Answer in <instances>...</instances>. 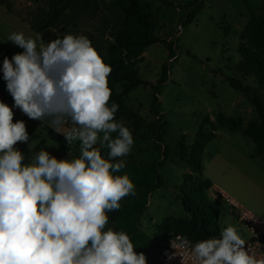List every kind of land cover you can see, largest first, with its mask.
I'll use <instances>...</instances> for the list:
<instances>
[{
	"label": "clouds",
	"instance_id": "1",
	"mask_svg": "<svg viewBox=\"0 0 264 264\" xmlns=\"http://www.w3.org/2000/svg\"><path fill=\"white\" fill-rule=\"evenodd\" d=\"M7 41L24 49L2 65L14 107L29 119H49L70 146L79 141L80 155L57 159L41 149L24 163L15 145L29 141L26 124L14 123L12 108L0 101V264H147L124 230L107 227V213L136 194L130 175L119 174L134 137L116 119L119 105L109 103L111 66L83 34L45 42L13 31ZM245 245L231 225L220 238L172 241L192 264H264Z\"/></svg>",
	"mask_w": 264,
	"mask_h": 264
},
{
	"label": "rangeland",
	"instance_id": "2",
	"mask_svg": "<svg viewBox=\"0 0 264 264\" xmlns=\"http://www.w3.org/2000/svg\"><path fill=\"white\" fill-rule=\"evenodd\" d=\"M245 3L254 16L263 14L264 0L139 1V9L151 13L148 31L161 43L143 51L136 64L138 76L154 86L162 66L168 73L157 95L162 121L159 125L150 113L154 90L144 86L126 96L125 114L116 118L134 137L132 151L124 158L126 167L119 174L130 175L136 194L123 198L120 210L132 215L134 204L145 200L134 244L137 253H143L148 241L158 242L165 231L190 228L191 216L182 205L183 190L203 179L201 173L191 169V160L204 168L206 178L264 220V191H260L264 187L260 175L262 172L264 176V159L255 155L254 143L241 134L248 123L258 122L248 95L264 101L258 73L247 63V59L264 63V48L250 25L251 13ZM168 46L175 55L171 60ZM231 79L247 88L248 95L233 89ZM115 92L121 93L122 87L116 86ZM221 116L239 119L242 126L231 133L219 125L217 119ZM208 132L218 133L217 138L205 143L200 154L194 156L198 136ZM55 133L60 141L28 132L29 141L15 145L25 156L23 162H30L34 138L41 144L34 152L45 149L57 159H65L71 152V159L76 141L70 146L62 133ZM152 185L155 188L146 194L147 186ZM213 202L219 208L214 231L220 235L227 226H234L246 242L249 234L234 218L231 208L221 201ZM112 224L123 229L125 221L117 219Z\"/></svg>",
	"mask_w": 264,
	"mask_h": 264
},
{
	"label": "trees",
	"instance_id": "3",
	"mask_svg": "<svg viewBox=\"0 0 264 264\" xmlns=\"http://www.w3.org/2000/svg\"><path fill=\"white\" fill-rule=\"evenodd\" d=\"M140 0H113L116 7L120 10L123 20L124 28L121 29L115 36L113 42L109 44L105 50L99 53L104 61L111 66L112 72L109 76V86L112 89V96L110 102H115L119 105L116 113V118L122 117L125 113V98L126 96L136 88L140 86L153 88V100L150 107V113L155 118L156 123L159 125L161 121V115H158L159 101L157 98L159 87L166 82L168 69L164 65L161 68V76L157 83H148L141 80L138 76V69L136 64L141 59L143 51L152 45L161 43L160 39L152 32H149L147 27L151 18V13L148 11L139 9ZM246 4L248 11L251 13V27L256 32L257 39L261 48H264V12L260 16H254L253 10ZM264 10V9H263ZM41 36L45 42H48L57 37L62 38L61 35L56 34L53 31H44ZM169 60L175 58L172 52V47L168 46ZM247 63L258 73L257 83L261 89H264V63L257 59H247ZM122 87L121 93H116V86ZM230 85L236 91H240L248 95V89L242 87L234 80H230ZM250 101L255 108L257 114V123H248L243 130V136L252 141L255 145V155L264 159V101L262 98L253 96L250 97ZM218 123L222 127H226L231 131H236L242 126V122L239 119H225L223 116L217 119ZM157 125V126H158ZM157 129L158 133V128ZM46 136L54 141H60L61 138L51 129L43 128ZM215 137L213 132L200 134L198 140L193 146L194 156H198L201 152L202 146L212 140ZM108 149L106 147L101 149L102 155L107 158ZM79 141H76L72 150L71 158L79 157ZM191 169L196 173L203 172V167L197 164L195 160L189 162ZM156 170L153 168V173ZM151 173V180L154 179V174ZM161 185V184H160ZM158 185V187L160 186ZM211 183L207 180H197L190 184L189 188L183 190L182 205L185 211L191 216L190 228L180 229L176 228L174 234H179L182 237H186L188 240L196 243L198 241L208 239L211 237L220 238V235L214 231L216 228L215 221L219 216V208L216 203L213 202L207 195V191ZM146 194L151 189L155 188L147 186ZM157 187V186H156ZM157 187V188H158ZM145 209V200L138 201L134 204L132 209V215L123 213L122 210H114L108 214L109 223L107 227L114 228L115 230H124L135 244V239L138 236L139 220ZM124 216V217H123ZM124 219L125 226L123 229L115 227L112 222L117 219ZM171 233V232H170ZM165 231L158 238V242H150L144 244L143 254L146 257L147 264H157V257L164 246L165 237L170 234Z\"/></svg>",
	"mask_w": 264,
	"mask_h": 264
},
{
	"label": "crops",
	"instance_id": "4",
	"mask_svg": "<svg viewBox=\"0 0 264 264\" xmlns=\"http://www.w3.org/2000/svg\"><path fill=\"white\" fill-rule=\"evenodd\" d=\"M0 27L3 28V31H0V55L11 59L13 55L24 51L11 41H7L8 35L13 31L23 32L33 38L37 35L41 36L47 30L62 37L66 34H83L101 53L124 28V20L113 0H0ZM0 101L12 108L13 122L24 121L31 135L46 136L43 130L45 127L54 131L49 119L44 121L29 119L20 109L14 107V99L7 91L6 81L1 75ZM229 132L236 131L229 130ZM214 134L212 140L218 136V133ZM34 139V143L30 145L32 153L41 145L36 138ZM204 171L203 168V180L209 181L211 185H217L213 180L206 178ZM260 175L264 179L262 172ZM260 191H264V187Z\"/></svg>",
	"mask_w": 264,
	"mask_h": 264
},
{
	"label": "built area",
	"instance_id": "5",
	"mask_svg": "<svg viewBox=\"0 0 264 264\" xmlns=\"http://www.w3.org/2000/svg\"><path fill=\"white\" fill-rule=\"evenodd\" d=\"M3 60L4 57L0 55V75L2 77ZM72 126L71 121H68L65 123L64 129L68 130ZM207 194L213 201H221L231 208L234 218L249 234L245 248L254 253L258 258L264 257V220L246 210L217 185H211ZM177 237L182 236L170 233L165 237L164 246L157 257V264H182V260L183 264H192V260L187 254V249H175L172 246V241ZM190 244L194 245L195 243L190 241Z\"/></svg>",
	"mask_w": 264,
	"mask_h": 264
}]
</instances>
